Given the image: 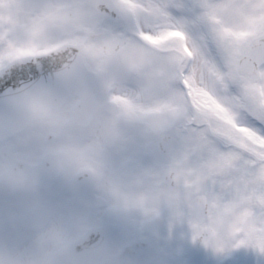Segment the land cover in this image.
Segmentation results:
<instances>
[{"label": "snow or ice", "instance_id": "obj_1", "mask_svg": "<svg viewBox=\"0 0 264 264\" xmlns=\"http://www.w3.org/2000/svg\"><path fill=\"white\" fill-rule=\"evenodd\" d=\"M49 161L264 257V0H0V178Z\"/></svg>", "mask_w": 264, "mask_h": 264}, {"label": "clouds", "instance_id": "obj_2", "mask_svg": "<svg viewBox=\"0 0 264 264\" xmlns=\"http://www.w3.org/2000/svg\"><path fill=\"white\" fill-rule=\"evenodd\" d=\"M45 171L68 178L86 175L94 181L114 213L136 212L145 218L151 217L145 212V208L152 206L151 202L143 206L131 203L130 200L126 202L123 193L113 191L106 182L92 174L74 173L70 164L60 165L49 161L35 182L12 184L7 177L0 178V186L31 197L27 213L33 220L30 237L26 242L0 229V264H122L118 253L105 243L86 242V236L80 231L74 214L57 215L38 199L39 178ZM3 216L15 224L14 214L4 212ZM85 250L86 256L83 254Z\"/></svg>", "mask_w": 264, "mask_h": 264}, {"label": "flooded vegetation", "instance_id": "obj_3", "mask_svg": "<svg viewBox=\"0 0 264 264\" xmlns=\"http://www.w3.org/2000/svg\"><path fill=\"white\" fill-rule=\"evenodd\" d=\"M122 159L123 154L113 152L110 168L115 172H120ZM138 159L140 163L146 164L150 157L143 154ZM94 194L97 195V198L93 197ZM85 198L88 200L96 198L98 205L106 199L94 181L79 202H83ZM94 216L93 213L87 214V219H92ZM103 216L104 218L110 216V220L105 222L103 226L110 224L113 227L109 248L118 253L122 264H151L152 262L153 264H241L242 260L246 261V264H262L264 262V257H259L250 248L241 246L218 252L209 246H205L200 239L194 240L187 222L173 220L166 208H162L159 215L148 218L136 212L117 214L112 210L110 213H104ZM172 232V237L178 243L174 247V254L159 253L163 240H159L157 243L155 240L161 234L166 235ZM141 236H147L146 247L141 246L138 242ZM151 250L156 257L155 262L150 258ZM143 254H147L149 257L142 259Z\"/></svg>", "mask_w": 264, "mask_h": 264}, {"label": "rangeland", "instance_id": "obj_4", "mask_svg": "<svg viewBox=\"0 0 264 264\" xmlns=\"http://www.w3.org/2000/svg\"><path fill=\"white\" fill-rule=\"evenodd\" d=\"M53 192H55V190L43 191V190L39 189L38 194H37L38 199L42 203H43V201H47L44 204L47 205L52 210L55 208H58V205H62L61 194L57 195V196L50 195ZM0 195H1V193H0ZM0 197H3L2 199H0V202H1L3 209L4 210H5V208L7 209V212L27 213V207H28L29 201L31 200L30 196L23 194V193H19V192L15 193V194H12L11 192H9V193H6L5 196H0ZM22 221L23 220H21V217L16 219V222H22Z\"/></svg>", "mask_w": 264, "mask_h": 264}, {"label": "bare ground", "instance_id": "obj_5", "mask_svg": "<svg viewBox=\"0 0 264 264\" xmlns=\"http://www.w3.org/2000/svg\"><path fill=\"white\" fill-rule=\"evenodd\" d=\"M0 191H2V188H0ZM108 203V202H107ZM53 211L57 214V215H67V214H70L71 213V210H68V209H66L64 206H62V208H55V209H53ZM29 237H30V234L26 237V238H24L22 241H27L28 239H29ZM166 238H167V236L165 235V234H161V235H159L158 237H157V239L155 240V243H157L159 240H163V243H164V241L166 240ZM171 238V240H173L174 242H175V244H176V240H175V238H173V237H170ZM174 246L175 245H166V246H164L162 249H160L158 252L159 253H161V254H165V255H168V254H170L173 250H174ZM172 254H174V252H172ZM144 256H143V258L142 259H145V258H147V257H149V256H147V254H143ZM152 255H150V257H151Z\"/></svg>", "mask_w": 264, "mask_h": 264}, {"label": "water", "instance_id": "obj_6", "mask_svg": "<svg viewBox=\"0 0 264 264\" xmlns=\"http://www.w3.org/2000/svg\"><path fill=\"white\" fill-rule=\"evenodd\" d=\"M55 173L54 172H51V171H45V172H42L41 175H40V181L42 182H48L50 181L53 177H54Z\"/></svg>", "mask_w": 264, "mask_h": 264}]
</instances>
